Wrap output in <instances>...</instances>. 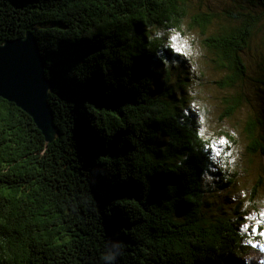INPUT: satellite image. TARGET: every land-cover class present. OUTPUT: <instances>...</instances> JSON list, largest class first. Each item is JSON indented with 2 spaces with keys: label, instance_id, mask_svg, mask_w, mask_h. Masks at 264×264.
Returning <instances> with one entry per match:
<instances>
[{
  "label": "trees",
  "instance_id": "obj_1",
  "mask_svg": "<svg viewBox=\"0 0 264 264\" xmlns=\"http://www.w3.org/2000/svg\"><path fill=\"white\" fill-rule=\"evenodd\" d=\"M229 1L218 12L207 0H0V45L33 35L54 82L51 140L0 97V264H105L108 240L124 245L116 264H264L251 230L264 231V179L234 195L235 161L190 94L193 49H176L183 23L223 73L218 134L234 146L238 131L264 157L263 96L243 127L225 128L249 105L244 81L264 80L251 46L264 0Z\"/></svg>",
  "mask_w": 264,
  "mask_h": 264
},
{
  "label": "rangeland",
  "instance_id": "obj_2",
  "mask_svg": "<svg viewBox=\"0 0 264 264\" xmlns=\"http://www.w3.org/2000/svg\"><path fill=\"white\" fill-rule=\"evenodd\" d=\"M207 1H209V4L208 7L205 8H209L218 12L228 9L230 5L229 0ZM261 36L264 42L263 31L261 35H258V37H256V43L251 45L252 48L256 47L254 51H252V56L256 59H258V57H264V43L257 42ZM198 39L200 40L199 36ZM176 49L177 51H183V53L187 56H189L187 54L188 52L192 54V48L189 47L185 38L184 40H177ZM203 53L204 51H201L199 47L198 49L193 50V59L189 56L191 58L190 62L192 63L191 68L194 70V73L198 77L197 84L194 85L192 89H189L190 94L194 99L193 104L195 106V109H199L201 111L203 109L200 121L201 128L205 130L207 135H210L211 139L214 140L220 150L225 152V155L228 156L227 158L231 162L232 160L235 161L234 164L236 165V170L239 176L237 178V190L236 192H234V195L237 194V197L242 198L243 190L247 187L252 186L258 176H261L264 179V157L258 156L256 158H253L252 160L246 153L247 142L238 131H236L232 135L237 140V144H235L234 146L227 143V139L224 136L223 132L222 135L218 134V132L220 131H218L219 129H216L215 125L213 124L214 122H218V117L222 111L221 101L225 96H227L228 91H224L218 88L216 82L220 78H223V73L216 72L211 69V66L209 64H205L204 56L202 57ZM247 62L249 64L248 58ZM251 68L249 65L248 74L251 75L249 76V78L254 77ZM241 89L244 96H247L249 105L247 106L244 104L242 109L236 113L234 121H229L228 124H225V128L231 127L234 123H238L242 125V127L245 125V121L247 120V118H249L250 114L253 113L254 109H256V99L258 97H264V80L255 79V81L252 82L246 79V81H244V83L241 85ZM221 140L224 141L223 144L220 143ZM227 146H232V151H229L227 149ZM222 159H224L223 155ZM222 159H219L218 162H220ZM244 199L246 201L247 196H244ZM258 211L260 214H264V206H262L261 204L258 205Z\"/></svg>",
  "mask_w": 264,
  "mask_h": 264
},
{
  "label": "water",
  "instance_id": "obj_3",
  "mask_svg": "<svg viewBox=\"0 0 264 264\" xmlns=\"http://www.w3.org/2000/svg\"><path fill=\"white\" fill-rule=\"evenodd\" d=\"M53 86L44 76V60L33 35L0 45V97L24 110L46 140L52 139L54 128L48 105Z\"/></svg>",
  "mask_w": 264,
  "mask_h": 264
},
{
  "label": "clouds",
  "instance_id": "obj_4",
  "mask_svg": "<svg viewBox=\"0 0 264 264\" xmlns=\"http://www.w3.org/2000/svg\"><path fill=\"white\" fill-rule=\"evenodd\" d=\"M171 31H176V30H169ZM179 31L184 33L185 39L189 45L190 48L193 50L198 49V40L197 37L194 33L189 32L186 28V25L181 23L179 25ZM165 35V31L162 29H156L154 36L156 38H159L161 36ZM260 204L264 206V199L260 201ZM124 250V245L122 242L118 240H108L106 242V248H105V253L102 256L103 261L105 264H116L117 258L122 254ZM246 264H249V261H246Z\"/></svg>",
  "mask_w": 264,
  "mask_h": 264
},
{
  "label": "snow or ice",
  "instance_id": "obj_5",
  "mask_svg": "<svg viewBox=\"0 0 264 264\" xmlns=\"http://www.w3.org/2000/svg\"><path fill=\"white\" fill-rule=\"evenodd\" d=\"M173 47H175V45H173ZM220 143L223 144L224 141L221 140ZM209 147L212 148L213 146H212V145H209ZM247 227H248V226L245 225V228H247ZM261 227H262V226L260 225V222L257 221V222H256V225L253 226L252 229H251L252 232H253V234H254V235H255V234H258L260 237H264V231H261V230H260ZM249 243L251 244L252 242L249 241ZM253 247H260V245H253Z\"/></svg>",
  "mask_w": 264,
  "mask_h": 264
}]
</instances>
